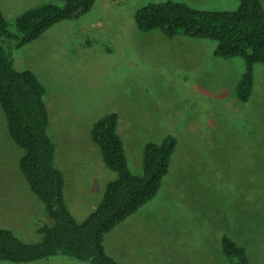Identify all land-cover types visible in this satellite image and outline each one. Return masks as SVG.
I'll return each mask as SVG.
<instances>
[{
  "label": "rangeland",
  "instance_id": "rangeland-1",
  "mask_svg": "<svg viewBox=\"0 0 264 264\" xmlns=\"http://www.w3.org/2000/svg\"><path fill=\"white\" fill-rule=\"evenodd\" d=\"M169 1L213 11L240 5L239 0L117 1L106 17L91 10L16 48L15 65L35 72L46 89L57 166L72 161L75 169L84 168L77 191L71 194L67 187L65 196L79 222L93 212L92 202L107 187V175L95 171L107 168L91 137L95 122L118 115L129 168L137 175L144 173L147 143H160L168 135L177 138L170 174L157 197L106 237L107 253L118 264H231L223 253V234L246 248L250 264H264V65L255 66L252 96L242 102L237 91L247 72L243 58L215 56L217 42L210 39L169 38L160 30L137 29L138 10ZM24 8L3 1L5 12L19 15ZM100 19L104 27H90ZM11 33L8 44L15 46L18 31L14 27ZM24 155L9 135L0 106L1 185L28 183L20 175ZM10 188L15 202L21 195L17 186ZM38 212L26 221L25 213H15L0 228L25 242H39L36 225L49 224L50 217L41 208ZM43 261L89 264L66 255Z\"/></svg>",
  "mask_w": 264,
  "mask_h": 264
},
{
  "label": "trees",
  "instance_id": "trees-1",
  "mask_svg": "<svg viewBox=\"0 0 264 264\" xmlns=\"http://www.w3.org/2000/svg\"><path fill=\"white\" fill-rule=\"evenodd\" d=\"M7 19L0 7V106L7 116L14 142L25 151L20 170L32 192L42 201L52 224L37 228L39 242H25L12 230L0 228V262L31 263L66 255L89 264H118L107 253L109 233L136 214L159 194L170 174L178 140L168 135L162 142L144 148L143 175L134 174L122 137L119 117L108 114L94 123L91 137L103 162L116 174L108 183L98 207L83 222L69 210L65 176L56 163L57 146L50 134L51 119L45 101L46 89L32 70L17 68L13 51L37 41L50 28L91 12L97 0H53ZM236 10H198L169 1L150 3L135 14L140 32L160 30L169 38L185 35L217 42L215 56L243 58L247 72L238 87V98L248 102L254 88V70L264 65V5L262 0H239ZM16 28L17 43L8 44ZM223 253L231 264H250L247 250L229 235L221 238Z\"/></svg>",
  "mask_w": 264,
  "mask_h": 264
},
{
  "label": "crops",
  "instance_id": "crops-1",
  "mask_svg": "<svg viewBox=\"0 0 264 264\" xmlns=\"http://www.w3.org/2000/svg\"><path fill=\"white\" fill-rule=\"evenodd\" d=\"M3 1L4 0H0V7H1L2 12L4 13V15L6 16V18L10 19V20H13V19L17 18L22 13H24L26 10H28V9H30L32 7L40 6V5L48 3V0H37L35 4H33L32 6H28L27 3L30 0H5L6 3H10V4H13L15 6L25 7L24 8L25 10H23V12L21 14L15 15L10 10L7 11V12H5L3 10ZM117 1L118 2L119 1L123 2V0H97L96 4H95V6L93 7L92 10L102 11L103 15L107 14V13H110L111 12V8L116 4ZM263 5H264V3H263ZM107 16H109V15H107ZM104 17H106V16L104 15ZM116 17H118V16H116ZM109 25L111 26V24H109ZM88 26L89 25H87V24L83 25L81 27V30L83 32L86 31ZM90 27L91 28L104 27V24H103L102 20L100 19L98 21L93 22ZM117 27H118L117 30H122V28H123V26L120 27L118 24H117ZM129 27L132 28L133 25L129 26ZM126 28H127V26L124 29H126ZM57 155H58V150H57V154H56V163H57V158H58ZM96 160H98V158ZM62 163H63V160L61 161V164ZM58 168L63 172V174L65 176V181H66L65 182V196H66V188L67 187H68V190L71 192V194H73V192L75 193L77 191V183L79 181H81V179L83 177L82 175H80V176H78V175L82 174L81 172L84 170V168H79L78 170L75 169L72 166V161L69 162L68 164H66L64 162V165H62L61 167L59 166ZM106 170H108V171H106ZM95 171H96V173H99L101 171L105 175H107V177H106L107 180H106L104 185H106V184L108 185V183L110 181L115 180L116 177H117L114 172H113L114 174H110L111 170H109L107 168L104 169V167H100V166L98 167L97 166ZM20 175H22L24 177V175L22 173ZM10 179H11V181L15 180V175L12 174V177ZM70 179H71V181H69ZM11 186H17L18 187L17 190L19 191V193L21 195V198L18 199L17 201H15V202H13V200H11L9 198V196H11V192H12V189L10 188ZM103 197H104V195L99 197V198H96L92 202V204H91L92 208L91 209L93 211L98 207V205L101 202V200L103 199ZM38 199L39 198L30 189V186H29L28 183H26V184L23 183V182L10 183L9 186H7V185L3 186V185L0 184V223L6 222L7 219L11 220V218H13V214L18 213V212H23V213L26 214V218H25V221H26L28 219V215H31L32 217L38 216L39 208H41V210H43V214L45 216L46 215L45 206H44L43 203H42L43 205H41V203L38 201ZM35 200H37V201H35ZM19 209H22V210H19ZM23 213H21V215ZM52 223H53V221L50 220L49 224H52ZM0 226H2V224H0ZM36 226H37V228L39 227L38 225H36ZM116 228H118V227H116ZM116 228L111 233H113L116 230ZM111 233H109L108 235H110ZM42 261L43 260L37 261V264H40Z\"/></svg>",
  "mask_w": 264,
  "mask_h": 264
}]
</instances>
